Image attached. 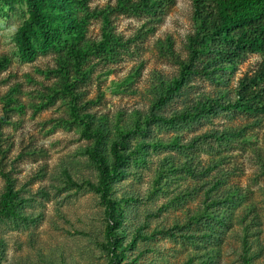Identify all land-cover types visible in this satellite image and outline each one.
Here are the masks:
<instances>
[{"label": "rangeland", "instance_id": "obj_1", "mask_svg": "<svg viewBox=\"0 0 264 264\" xmlns=\"http://www.w3.org/2000/svg\"><path fill=\"white\" fill-rule=\"evenodd\" d=\"M137 2L86 0L87 9L78 10L84 42L99 44L106 28L117 45L113 55L85 57L78 75L63 51L22 61L15 39L26 3L0 0V59H9L0 70V198L11 184L27 216L0 217V264H109L104 207L87 187L98 176L87 154L93 143L63 88L74 92L81 116L105 118L113 136L137 117L144 121L160 84L179 79L191 60L195 23L192 0H173L162 15L119 10ZM260 61L248 56L236 64L226 86L233 90ZM201 63L198 55L194 65ZM217 88L212 79L193 77L164 114ZM223 128L229 135L220 143L204 139ZM144 129L132 141L143 143L139 160L114 189L135 200L123 215L124 246L140 238L126 263L264 264V115L222 111L184 126Z\"/></svg>", "mask_w": 264, "mask_h": 264}, {"label": "trees", "instance_id": "obj_2", "mask_svg": "<svg viewBox=\"0 0 264 264\" xmlns=\"http://www.w3.org/2000/svg\"><path fill=\"white\" fill-rule=\"evenodd\" d=\"M22 1L26 3L28 17L15 39L22 61L63 51L75 61L74 71L80 75L79 67L88 55L100 52L113 55L117 40L106 28L104 40L99 44L84 42L85 23L78 10L87 9L86 0ZM8 2L15 5L19 0ZM172 2L173 0H139L136 4L122 6L119 10L162 15ZM192 9L195 32L189 38L191 60L183 65L179 79L160 84L155 92L151 111L143 118L142 123H139L140 118L137 117L130 128L117 130L113 136L105 118L97 119L90 114L81 116L74 107V92L67 85L63 88L64 93L73 96L71 113L75 121L84 127L83 136L93 143L87 154L98 176L97 183L87 182V187L99 195L104 207L109 264H127L128 254L135 253L133 248L140 238L136 234L138 239L131 240V250L127 253L130 246H124L128 242L124 238L127 228L123 224V215L135 200L128 198L125 192L121 196L114 192L119 187V180L125 179L132 171V165L139 160L138 151L143 143L133 144L135 135L142 134L144 127L184 126L208 119L222 111L255 117L264 115V0H192ZM198 55L202 57V63L195 66L194 60ZM248 56H259L261 61L253 72L244 73L231 90L225 84L226 73ZM8 63L9 59L1 58L0 70H4ZM61 67L66 75L65 65ZM197 76L212 79L219 88L212 95L192 101L183 111H175L166 116L164 108L180 95L183 96L185 89L181 94L182 88ZM227 135L226 128H223L212 130L203 137L210 143H220ZM221 164L219 161L218 165ZM162 165L170 167L166 161ZM181 167L190 169L189 175L195 177L187 163ZM161 176L162 173L157 180L162 179ZM22 208L23 199L8 184L6 192L0 198V217L8 220L26 219ZM1 243L0 241V246Z\"/></svg>", "mask_w": 264, "mask_h": 264}]
</instances>
